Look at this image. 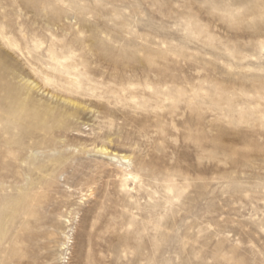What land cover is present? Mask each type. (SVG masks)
I'll return each instance as SVG.
<instances>
[{
	"label": "rangeland",
	"instance_id": "374dc122",
	"mask_svg": "<svg viewBox=\"0 0 264 264\" xmlns=\"http://www.w3.org/2000/svg\"><path fill=\"white\" fill-rule=\"evenodd\" d=\"M0 264H264V0H0Z\"/></svg>",
	"mask_w": 264,
	"mask_h": 264
}]
</instances>
